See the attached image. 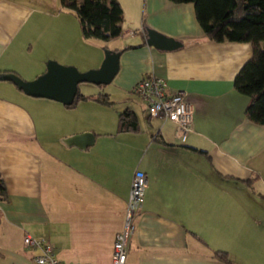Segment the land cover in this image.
Instances as JSON below:
<instances>
[{"label": "crops", "instance_id": "crops-1", "mask_svg": "<svg viewBox=\"0 0 264 264\" xmlns=\"http://www.w3.org/2000/svg\"><path fill=\"white\" fill-rule=\"evenodd\" d=\"M116 1L119 37L137 39L124 44L135 47L110 48L120 52L111 80L126 95L121 101L129 95L125 108L134 112L137 132H115L118 101L86 99L67 108L0 80V176L6 191L0 200V264H33L37 250L22 243L24 236L49 244L59 261L110 264L135 169L146 184L127 264H225L211 256L215 250L226 252L232 264H264V126L243 116L247 97L232 86L250 44L207 39L191 4ZM41 4L0 0V72L32 80L46 59L78 71L96 68L102 55L84 58L40 37L33 26L47 15L78 32L71 12L58 4L55 14H47ZM33 14L40 22L30 28ZM142 21L181 45L148 46ZM146 75L163 78L169 93L184 92L192 118L182 140L170 121L144 117L132 87ZM84 132L92 141L62 142Z\"/></svg>", "mask_w": 264, "mask_h": 264}, {"label": "trees", "instance_id": "trees-1", "mask_svg": "<svg viewBox=\"0 0 264 264\" xmlns=\"http://www.w3.org/2000/svg\"><path fill=\"white\" fill-rule=\"evenodd\" d=\"M177 4H191L195 20L204 36L215 42H247L251 53L232 78V86L247 97L243 116L249 121L264 126V0H168ZM59 5L73 13L83 38L104 41L121 35L119 22L121 8L116 0H58ZM143 30L146 24L142 21ZM143 43V42H141ZM141 43L139 45H141ZM135 47L123 45L119 51ZM92 100L101 105L112 101L104 92L82 94L76 90L73 101L64 105L74 107L80 100ZM137 118L133 111L124 108L117 114L115 132H137ZM197 152L202 150L191 148ZM251 179L244 182L250 185ZM6 191L0 176V200ZM211 256L232 264L224 251L215 250Z\"/></svg>", "mask_w": 264, "mask_h": 264}, {"label": "built area", "instance_id": "built-area-1", "mask_svg": "<svg viewBox=\"0 0 264 264\" xmlns=\"http://www.w3.org/2000/svg\"><path fill=\"white\" fill-rule=\"evenodd\" d=\"M166 89V82L163 78L146 75L134 84L132 92L143 103L148 117L170 121L174 125L176 138L182 140L189 130L192 110L182 90L169 93ZM145 184L146 177L144 173L135 169L129 184L126 205L123 211L122 227L114 233L111 242L110 264H127L128 239L134 229L133 217L143 202ZM22 243L37 250L31 256L33 264H89L67 263L55 259L49 244L44 243L40 239L24 236Z\"/></svg>", "mask_w": 264, "mask_h": 264}, {"label": "water", "instance_id": "water-1", "mask_svg": "<svg viewBox=\"0 0 264 264\" xmlns=\"http://www.w3.org/2000/svg\"><path fill=\"white\" fill-rule=\"evenodd\" d=\"M144 33V42L155 49L171 50L181 45L177 40L149 27H145ZM119 53L118 50L105 49L98 66L84 71H78L74 66L61 65L55 60L48 59L45 61L44 71L32 80H23L12 72H0V80L11 82L25 95L44 97L68 105L73 101L78 83L88 82L100 85L111 81L118 69ZM85 139L92 141L89 132L64 138L62 142L67 144L70 140L80 142Z\"/></svg>", "mask_w": 264, "mask_h": 264}, {"label": "rangeland", "instance_id": "rangeland-1", "mask_svg": "<svg viewBox=\"0 0 264 264\" xmlns=\"http://www.w3.org/2000/svg\"><path fill=\"white\" fill-rule=\"evenodd\" d=\"M23 2H29V0H19ZM43 4H41L39 7H43L44 11L48 14H55L56 10L53 9L54 7L58 4V0H42ZM59 8L60 5H59ZM36 14L32 15L31 18L28 20L27 24L31 25L30 28L33 26L34 23H39V19H35ZM46 16V15H45ZM68 16H71L74 18L76 27H77V36L75 35V32L73 31V26H70V24H66L65 22H57L58 18H54L51 20L50 16L47 15L45 17V21L41 24H34L33 28L38 27L40 28V34L41 38H44L47 36L46 40L48 41L49 45L52 46V48L59 49L61 51H72L79 53L82 57L87 58L89 54L91 53H96V55H102L103 56V51L105 49H110L112 47H121L122 45L126 43H131L135 41L132 36H124V37H119L114 40H100V39H94V38H83L80 34V30L78 27V22L77 18L73 13H70ZM60 18H63L62 16ZM70 18V17H69ZM62 21V20H61ZM137 39V38H136ZM55 55V54H52ZM98 56V57H99ZM97 59V58H96ZM48 60V59H46ZM45 60V61H46ZM44 61V64H45ZM94 60L92 64H95ZM113 79V78H112ZM115 84L112 82V80L107 83V84H100V85H94L88 82H81L78 83V91L82 93H93V92H104L108 95V98L112 101H118V102H113L114 108L118 109V111L123 110L129 102V95L127 96V102L121 101V99H124V94L121 92H117L114 89ZM137 102V100H135ZM138 103V102H137ZM146 111L143 113L146 117ZM145 120V118H144Z\"/></svg>", "mask_w": 264, "mask_h": 264}]
</instances>
